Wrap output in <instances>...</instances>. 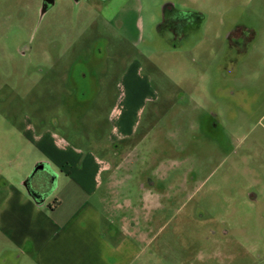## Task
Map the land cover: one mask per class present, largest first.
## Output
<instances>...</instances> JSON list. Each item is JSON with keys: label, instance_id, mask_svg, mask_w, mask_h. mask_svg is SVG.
Wrapping results in <instances>:
<instances>
[{"label": "rangeland", "instance_id": "rangeland-1", "mask_svg": "<svg viewBox=\"0 0 264 264\" xmlns=\"http://www.w3.org/2000/svg\"><path fill=\"white\" fill-rule=\"evenodd\" d=\"M42 9L0 0V200L44 159L30 128L112 167V199L156 237L154 264H264V0ZM129 74L145 101L133 136L112 144ZM60 185L45 184L50 204ZM0 264H16L1 245Z\"/></svg>", "mask_w": 264, "mask_h": 264}, {"label": "crops", "instance_id": "crops-1", "mask_svg": "<svg viewBox=\"0 0 264 264\" xmlns=\"http://www.w3.org/2000/svg\"><path fill=\"white\" fill-rule=\"evenodd\" d=\"M129 79L123 88V103L113 109L110 118L114 120L112 144L133 136L136 117L145 101L141 97L144 81L136 74H129ZM24 134L44 157L37 164L46 165L54 176L45 173L36 180L37 200L25 187H10L0 200L3 252H9L16 264L155 263V254L147 252V247L156 237H145L144 226L135 218L130 220L129 211L135 207L128 198L112 199L116 187L108 163L71 151L50 133L35 136L27 128ZM53 180L55 192L61 190V182L69 186L62 187L63 195L50 204L51 192L45 184ZM82 195L89 196V200L80 201ZM143 200L141 208L145 209V197Z\"/></svg>", "mask_w": 264, "mask_h": 264}, {"label": "water", "instance_id": "water-1", "mask_svg": "<svg viewBox=\"0 0 264 264\" xmlns=\"http://www.w3.org/2000/svg\"><path fill=\"white\" fill-rule=\"evenodd\" d=\"M55 0H43V11H45L47 9V7H49L50 5H52L54 3ZM47 171V167L44 164H37L35 166V168L33 169L31 175L26 179L25 183H24V187L26 188L27 193L35 200H37L39 198V196L35 193V191L33 189H31L28 186V182L30 181V179L32 178V176L37 172V171Z\"/></svg>", "mask_w": 264, "mask_h": 264}, {"label": "flooded vegetation", "instance_id": "flooded-vegetation-1", "mask_svg": "<svg viewBox=\"0 0 264 264\" xmlns=\"http://www.w3.org/2000/svg\"><path fill=\"white\" fill-rule=\"evenodd\" d=\"M188 19H189V17H188ZM179 21H184V19H182V20H180V19H176V20H175V22H179ZM236 33H237V31H235V32L232 33L231 35H232V36H235Z\"/></svg>", "mask_w": 264, "mask_h": 264}]
</instances>
